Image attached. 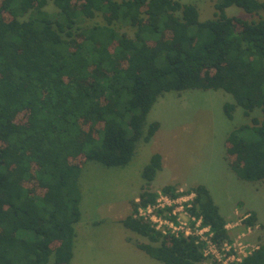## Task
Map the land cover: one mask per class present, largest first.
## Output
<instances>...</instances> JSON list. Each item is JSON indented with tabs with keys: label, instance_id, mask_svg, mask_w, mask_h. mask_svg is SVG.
Returning a JSON list of instances; mask_svg holds the SVG:
<instances>
[{
	"label": "trees",
	"instance_id": "1",
	"mask_svg": "<svg viewBox=\"0 0 264 264\" xmlns=\"http://www.w3.org/2000/svg\"><path fill=\"white\" fill-rule=\"evenodd\" d=\"M231 6L264 11L258 0H218L215 17L201 21L194 4L178 0H0V264L71 263L82 217L76 161L127 166L137 142L158 131V122L145 135L143 128L164 93L224 91L229 120L239 107L246 117L258 110L225 145L240 180L264 183V18L229 17ZM97 14L104 24L80 27ZM161 168L152 155L122 224L148 239L137 247L163 264H203L200 237L166 236L139 215L157 204L149 185ZM160 193L181 196L172 185ZM190 193L189 213L222 246L227 221L210 191L197 185ZM255 221L252 214L245 223ZM237 264H264V243Z\"/></svg>",
	"mask_w": 264,
	"mask_h": 264
},
{
	"label": "rangeland",
	"instance_id": "2",
	"mask_svg": "<svg viewBox=\"0 0 264 264\" xmlns=\"http://www.w3.org/2000/svg\"><path fill=\"white\" fill-rule=\"evenodd\" d=\"M178 1L194 4L201 21L215 17L218 0ZM47 9L56 10L52 4ZM226 13L249 22L264 18V11L248 14L237 6L229 7ZM104 23L103 17L97 14L94 19L84 20L80 27ZM118 28L133 35L128 26L120 24ZM226 102L232 103V98L221 90L164 93L153 106L143 128L145 135L149 125L158 122V131L148 143L142 139L137 142L135 155L127 166L105 167L95 161H76L83 167L79 177L82 224L75 241L73 264H163L140 249V254L134 250L138 243L150 244L148 239L135 232L129 234L134 249L131 248L127 244V228L121 223L131 214V202L138 200L145 186L142 171L154 154L162 157V168L150 183L151 190L159 193L164 186L172 185L181 193L176 200L170 198V207L176 216L167 210L169 206L164 202L160 204L164 203L165 208L153 211L156 219L162 220L166 236L173 234V229H168L171 217H180L190 234L199 232L196 222L186 212L192 199L190 190L203 185L226 219L229 232V240L215 255L207 250L208 257L203 264H236L238 259L264 243V183L240 180L230 169L232 161L228 159L225 145L230 132L251 124V117H260V112L257 110L251 117H246L239 107L229 120L223 112ZM20 121L25 122V118L21 116ZM252 214L256 221L247 225L245 221ZM201 237L206 238L208 234Z\"/></svg>",
	"mask_w": 264,
	"mask_h": 264
},
{
	"label": "built area",
	"instance_id": "3",
	"mask_svg": "<svg viewBox=\"0 0 264 264\" xmlns=\"http://www.w3.org/2000/svg\"><path fill=\"white\" fill-rule=\"evenodd\" d=\"M159 194H160V196H159V199L157 200V204H156V206H154V207H148L147 209H143V208H141V209H139V215L140 216H142L144 219H146V220H148V221H150L154 226H156V228L158 229V230H160V231H162V233L164 234V235H166L167 233V230L164 228L163 229V225H161L162 223H161V219L159 218V219H156V215L153 213V211L155 210L156 211V209L157 208H165L164 207V203L166 204V206H169V207H167V210L169 209V208H171L170 206H171V197H168V196H166V195H161L162 193H160L159 192ZM192 195H190L191 196V203H189L188 204V207H187V212H186V214L188 215V217L190 218V219H192L194 222H196V226H197V229L199 230V232H197L196 234H190L189 232H188V230L186 229V224L180 219V217H178V218H174V217H171V219L170 220H168V222H169V226H168V229H170V230H172L173 229V231H172V233L173 234H171V235H177V234H179V233H184L185 235H193V236H198V237H200L201 238V240L202 241H205L206 242V244H207V246H206V249H205V255H206V257H208V253H207V250L208 249H210L211 250V252H212V254H216V252H217V249L218 248H221V246L220 247H217V246H215L211 241H210V236H211V234H210V228L209 227H203L202 226V223H201V219L199 218H196L195 216H192L190 213H189V209L190 208H192V200H193V198H194V194L193 193H191ZM171 198V199H170ZM187 199L185 200L186 202H188L189 201V199H188V197H186ZM177 199V198H176ZM176 199H172V200H176ZM160 202H164L162 205L160 204ZM169 212H172V214L174 215V216H176V212L175 211H172V210H170ZM165 223L167 224V222L165 221ZM167 226V225H166ZM165 227V226H164ZM200 228V229H199ZM175 230V231H174ZM204 233H207L208 234V237H206V238H203V237H201ZM227 243V242H226ZM226 243H224V244H226ZM223 244V245H224ZM222 245V246H223ZM258 248V247H257ZM257 248H255L254 250H256ZM253 250V251H254ZM252 251V252H253ZM252 252H250L249 254H251ZM249 254H247V255H244V257H246V256H248ZM244 257H242V258H244ZM242 258L241 259H238V262H240L241 260H242ZM237 262V263H238ZM236 263V264H237Z\"/></svg>",
	"mask_w": 264,
	"mask_h": 264
},
{
	"label": "crops",
	"instance_id": "4",
	"mask_svg": "<svg viewBox=\"0 0 264 264\" xmlns=\"http://www.w3.org/2000/svg\"><path fill=\"white\" fill-rule=\"evenodd\" d=\"M122 223V222H121ZM81 220H80V222L79 223H77L76 224V226H75V233H76V236H75V240H74V248H73V252H74V256H73V259H72V261H71V264H73V262H74V259H75V241L77 242V235H78V230L80 229V226H81ZM90 225V224H89ZM122 226H124V225H122ZM90 227V226H89ZM125 232V231H124ZM131 233H132V231H130L129 229H127V244L131 247V248H133L132 247V245H131V241H130V238H129V234H130V236H131ZM126 234V233H125ZM135 248V249H134ZM133 249L135 250V251H138V254H140L139 253V248L137 247V245L134 247Z\"/></svg>",
	"mask_w": 264,
	"mask_h": 264
}]
</instances>
